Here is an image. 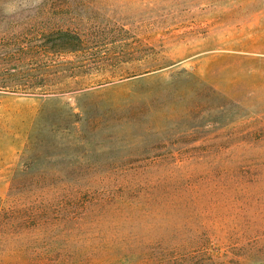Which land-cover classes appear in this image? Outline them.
I'll return each mask as SVG.
<instances>
[{
    "label": "rangeland",
    "instance_id": "rangeland-1",
    "mask_svg": "<svg viewBox=\"0 0 264 264\" xmlns=\"http://www.w3.org/2000/svg\"><path fill=\"white\" fill-rule=\"evenodd\" d=\"M0 264H264V0H0Z\"/></svg>",
    "mask_w": 264,
    "mask_h": 264
},
{
    "label": "clouds",
    "instance_id": "clouds-1",
    "mask_svg": "<svg viewBox=\"0 0 264 264\" xmlns=\"http://www.w3.org/2000/svg\"><path fill=\"white\" fill-rule=\"evenodd\" d=\"M37 2H38V0H37Z\"/></svg>",
    "mask_w": 264,
    "mask_h": 264
}]
</instances>
